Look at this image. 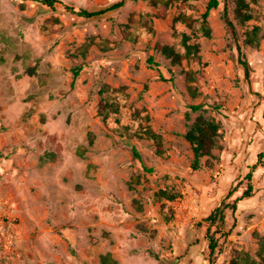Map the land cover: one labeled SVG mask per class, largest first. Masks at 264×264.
<instances>
[{
    "label": "rangeland",
    "instance_id": "rangeland-1",
    "mask_svg": "<svg viewBox=\"0 0 264 264\" xmlns=\"http://www.w3.org/2000/svg\"><path fill=\"white\" fill-rule=\"evenodd\" d=\"M115 1L0 0V264H101L104 253L119 264H209L204 218L229 189L241 194L254 163L253 194L226 212L213 264H264V0H246L245 22L235 0H219L209 36L208 0H125L90 18L69 8ZM184 34L199 59L173 63L157 45L184 53ZM103 96L117 107L105 120ZM199 113L221 127L213 156L193 170L183 134Z\"/></svg>",
    "mask_w": 264,
    "mask_h": 264
},
{
    "label": "trees",
    "instance_id": "trees-1",
    "mask_svg": "<svg viewBox=\"0 0 264 264\" xmlns=\"http://www.w3.org/2000/svg\"><path fill=\"white\" fill-rule=\"evenodd\" d=\"M33 2H39L46 6L52 7L56 0H32ZM187 1V0H183ZM125 0H117L105 7H101L98 9L89 10L86 8H80L78 10L72 9L69 7L73 12L77 15L82 17L90 18L94 16H99L104 14L107 11L117 9L123 6ZM163 8L167 4V0L161 2ZM219 4V0H208L206 3L205 10L200 16V27L202 32L209 36L210 34V27L208 24V16L209 12L212 8H216ZM235 17L240 22H245L251 18L250 7L246 0H235ZM223 18L225 20L227 31L231 34V36L236 37V29L233 21L228 17L226 9L223 12ZM257 27L254 26L251 30L247 31L245 41L248 43H253L254 38L256 36ZM183 44L185 46V52L180 53L177 51L173 46L168 44L157 45V48L161 50V52L166 56L169 57L171 62L179 63L185 58H196L199 59L198 51L199 46L197 43L190 42L187 35H183ZM238 57L237 60L239 64L243 67L244 70V77L247 81L250 79V73L252 71V67L249 61L244 57L241 52L239 46H237ZM147 63L150 65H157L152 56L148 57ZM80 70V67H75L73 74L76 76ZM187 78L193 83L192 87L195 89L196 84L195 82L198 81L199 76L195 77V75L191 72H187ZM189 110L185 112V118H190V111H198L202 109L203 104H190ZM218 108V105L215 106ZM117 107L113 101L107 100L104 96L101 98V101L98 103V114L102 117V119H106L110 112L116 111ZM262 117L264 120V109L262 113ZM221 127V123L211 118L205 117L202 113H199L194 120L189 125L188 129L183 134L184 138L190 143L192 152H193V159L191 161V169L196 170L200 167V160L203 156H213V149L218 147L217 137L219 135V129ZM143 134L147 137L152 138L157 144V150L160 152L161 145H160V136L155 133L152 129L147 128L144 129ZM133 156L139 158L140 155L137 152L135 147H132ZM262 154L260 153L259 156ZM256 163L251 165V170H249L244 178L247 180L245 188L242 190L239 196L231 198L235 189H229L227 193L221 198V200L213 207V209L209 212V214L204 218L208 222V226L206 228L205 238L208 241V250H209V264H213L216 258L215 251L219 244V238L222 234H226L225 231L222 230V226L225 223V215L227 211L232 213L235 212L237 209V202L241 199L248 198L253 194V184H252V169L255 167ZM167 198L173 199L177 197L176 193H167L162 191ZM214 227L212 230L211 227ZM258 249V256L264 260V241L261 239ZM100 262L101 264H119L116 259H114L110 253H104L100 255ZM244 264H253L255 261L250 257L243 258ZM263 263V261H261ZM230 264H240L237 258H233Z\"/></svg>",
    "mask_w": 264,
    "mask_h": 264
}]
</instances>
